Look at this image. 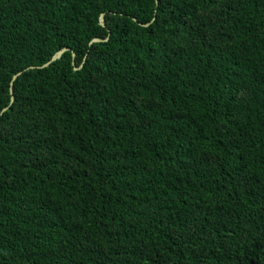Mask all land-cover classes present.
I'll use <instances>...</instances> for the list:
<instances>
[{"label":"trees","instance_id":"1","mask_svg":"<svg viewBox=\"0 0 264 264\" xmlns=\"http://www.w3.org/2000/svg\"><path fill=\"white\" fill-rule=\"evenodd\" d=\"M0 264H264V0H0Z\"/></svg>","mask_w":264,"mask_h":264},{"label":"water","instance_id":"2","mask_svg":"<svg viewBox=\"0 0 264 264\" xmlns=\"http://www.w3.org/2000/svg\"><path fill=\"white\" fill-rule=\"evenodd\" d=\"M133 20L136 21L135 18H133ZM100 23H101L102 25H104V13L101 14V16H100ZM141 25H142V26H147L148 24H141ZM101 41H103V39H101V38H94V39H92L91 43H93V42H101ZM91 43H90V44H91ZM66 51H68V48H62V49L58 50V51H57V52L51 57V59H50L48 62H46L45 64H43L41 67H47V66H49L52 62H54V61L58 60L59 58H61V56L63 55V53L66 52ZM72 58H73V60H72V64H73V66H74V69H79L81 66H80V67H77V66L75 65V61H74V59H75V54H74V52H72ZM30 68H32V67H30ZM20 74H21V72L15 74V75L12 77V80H11V83H10V94H11V99H12V100H13V83H14L15 79H16Z\"/></svg>","mask_w":264,"mask_h":264}]
</instances>
